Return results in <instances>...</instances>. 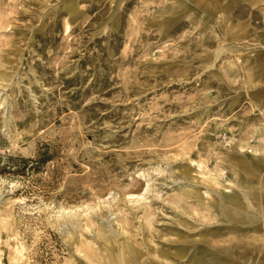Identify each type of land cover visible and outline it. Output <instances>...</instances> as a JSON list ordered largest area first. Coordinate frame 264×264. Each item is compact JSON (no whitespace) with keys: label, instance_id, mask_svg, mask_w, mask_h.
I'll list each match as a JSON object with an SVG mask.
<instances>
[{"label":"rangeland","instance_id":"rangeland-1","mask_svg":"<svg viewBox=\"0 0 264 264\" xmlns=\"http://www.w3.org/2000/svg\"><path fill=\"white\" fill-rule=\"evenodd\" d=\"M260 128L264 0H0L1 264H264Z\"/></svg>","mask_w":264,"mask_h":264},{"label":"bare ground","instance_id":"bare-ground-1","mask_svg":"<svg viewBox=\"0 0 264 264\" xmlns=\"http://www.w3.org/2000/svg\"><path fill=\"white\" fill-rule=\"evenodd\" d=\"M67 28H69V24H67ZM260 134V141L264 142V132L263 128L258 130ZM259 148L264 149V144L260 143L257 145ZM184 174L191 178L192 175L189 171L184 172ZM215 180V179H212ZM257 184V183H256ZM241 186V185H238ZM185 193H189V189H184ZM244 194L247 199L250 200V205L256 207L257 210H260L261 214L264 216V201L261 198L256 185H252L250 190H244ZM131 197L139 198L140 194L131 193ZM225 199H222L219 204L217 205V209H219L220 214H223L228 221L235 222L236 217H242L244 214L248 215L249 211H247L243 206V199L239 193L234 192L232 194H228L225 192ZM264 199V198H263ZM70 234L71 231H68ZM102 238H104L103 242V249L104 250V263L105 264H122V261L128 262V264H139L140 258V251L127 239H125L120 247L119 252H116L118 248L116 247V239L115 236L111 233L108 235L106 232L102 233ZM208 243L209 241L205 239ZM26 248L19 244L16 249V255L13 256L14 261H18L19 264H30L28 261L25 260ZM87 258L89 259L91 264H97L94 260L92 255L87 254ZM2 263L0 257V264ZM191 264H204L203 262H197L196 260L192 261ZM207 264H221L218 258H214L210 263Z\"/></svg>","mask_w":264,"mask_h":264},{"label":"trees","instance_id":"trees-1","mask_svg":"<svg viewBox=\"0 0 264 264\" xmlns=\"http://www.w3.org/2000/svg\"><path fill=\"white\" fill-rule=\"evenodd\" d=\"M46 153L45 152H40L39 153V157H38V159H34V158H32V157H29V158H27V157H25V158H22V160L24 161V162H46V161H48V157H46Z\"/></svg>","mask_w":264,"mask_h":264}]
</instances>
